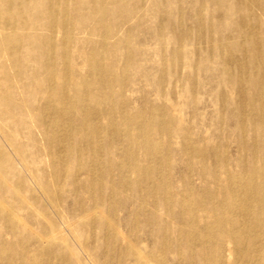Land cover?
<instances>
[{
    "label": "bare ground",
    "instance_id": "1",
    "mask_svg": "<svg viewBox=\"0 0 264 264\" xmlns=\"http://www.w3.org/2000/svg\"><path fill=\"white\" fill-rule=\"evenodd\" d=\"M149 1L0 0V219L19 237L0 235V264H54L59 249L61 264L80 252L82 264H99L80 238L90 228L102 233L101 264H168L169 255L174 264H264V0H197L193 26L182 0ZM165 11L154 32L161 63L147 76L136 34L149 13ZM212 59L225 87L220 121L236 120L235 158L226 139H199L183 118L182 95L196 103L197 70ZM179 67L194 73L177 100L161 92L162 102L132 103L138 77L160 90ZM178 155L186 169L175 187ZM70 186L73 219L59 208ZM128 202V236L148 231V252L118 233Z\"/></svg>",
    "mask_w": 264,
    "mask_h": 264
},
{
    "label": "rangeland",
    "instance_id": "2",
    "mask_svg": "<svg viewBox=\"0 0 264 264\" xmlns=\"http://www.w3.org/2000/svg\"><path fill=\"white\" fill-rule=\"evenodd\" d=\"M142 5H147L148 8L152 7V4L149 0H141ZM181 5L183 6V16L186 20L187 24L190 26H193L196 22L195 12L197 8V0H182ZM178 12H176V16H178ZM218 12L215 11V15H217ZM169 16V12L165 11L163 14H154L149 13L147 16V19L145 20L144 26L137 31L136 34V44L141 45L147 50V55L144 58L142 64L146 68L145 72L146 75H155L156 70L158 66L160 65L161 56L159 54V44L157 40L155 41L154 32L156 31V27ZM188 17V18H187ZM133 22V21H132ZM129 22L126 24V26L123 25V28L126 29L129 26H132L133 23ZM149 23V24H148ZM143 44V45H142ZM158 44V45H157ZM173 42L170 43V47H172ZM146 46V47H145ZM189 46L193 52V59L197 60L199 58V52L195 51L196 49V40L195 38L191 37L189 39ZM148 47V48H147ZM169 47V48H170ZM199 49L201 50H207V44L202 43L199 46ZM158 54V55H157ZM148 59V60H147ZM215 62H208L207 68H202L197 70V75L199 78V86L197 87L195 93L198 96V100L195 104H191L189 97L185 94L182 95V97H186V107L185 115L183 116L185 120V124L190 125L193 129L194 133L199 139H202L204 141H211L212 142H219L221 139H226L227 141V150L229 155L232 158H235L238 155V145L236 141V120L231 119L227 117L223 121H220V112L222 110V103L220 102V97L224 93L225 87L221 84H219L217 78H216V70H213V66ZM156 69V70H155ZM155 70V71H154ZM187 68L185 67H179L177 71L174 73L172 82L166 84L160 90H156V88L150 84L149 80L145 76L138 77L135 87L128 91V95L132 100V103L136 106H141L145 100L152 101V102H162V94L161 92H165L168 94V97L171 100H177L179 98L181 89H182V80L191 73ZM137 78V77H136ZM135 80V78L133 77ZM130 93V94H129ZM140 93V94H139ZM141 100V103H140ZM136 103V104H135ZM219 112V113H218ZM222 122V123H221ZM225 130V134L222 136L220 134V129ZM221 135V137H220ZM176 144L179 146V139H175ZM33 158H37L35 155H33ZM47 157L42 156L41 159L46 160ZM34 171H37L38 168H32ZM186 165L184 161L182 160V157L180 155L177 156L175 169H174V176L177 180V186L180 187V178L182 173L185 171ZM48 172V171H47ZM40 174H43L42 171L39 172ZM191 180L193 184L196 186H200L202 184V179L199 176L198 173H193L191 175ZM74 187L70 186L68 192L65 195L64 200L62 201L60 208V213L65 214L68 217H74V215L79 214L78 210L75 206L76 201V195L74 193ZM44 201V200H42ZM37 210L40 211L43 215L46 216L45 212H49V207H43L40 205L36 206ZM135 208V204L133 202H128L124 206L121 207L119 210V219L117 223V230L120 236H123L124 242L129 241H135L137 244H141L142 248L145 252H148L151 247L153 246V238L151 237L150 233L148 231H138V232H132L130 236H128L129 232V225L128 222L131 217V213ZM101 212H106L104 209L100 208ZM23 214V215H22ZM18 215L26 221L27 226L35 231L41 232L44 230V224L38 220H36L35 217L32 218H26L28 214L26 211H18ZM48 217V216H46ZM56 217V215H55ZM49 219H52L54 217H48ZM56 219V218H55ZM73 219V218H72ZM47 222V221H46ZM105 224V223H104ZM6 222L4 220L0 219V235L2 238H6L7 240H18L19 237L13 236L10 233H7L5 230L6 228ZM26 226V227H27ZM9 231V230H8ZM87 241H86V235ZM101 236L102 233L99 232V230L96 229H85L80 233L81 241L86 243L88 245L89 252L93 254L95 257H97L95 260L98 261L99 264H101L103 260L102 251L103 247L101 244ZM26 241L27 249L34 250L37 245L34 242H31L28 239V234L23 233V236L21 237ZM68 239L71 241V238L68 237ZM100 241L98 244V248L96 247V244ZM88 242V243H87ZM20 251L22 252V247L19 246ZM24 250V249H23ZM58 253L56 256L53 257L54 264H61L60 260H56V258H60L62 256V250H57ZM30 252V250H29ZM83 255L81 252L76 256V258L73 260L70 264H82V260L79 256ZM83 260H86L84 256H81ZM101 261V262H100ZM168 264H174L175 262V256L169 255L167 257ZM85 264V263H83Z\"/></svg>",
    "mask_w": 264,
    "mask_h": 264
}]
</instances>
